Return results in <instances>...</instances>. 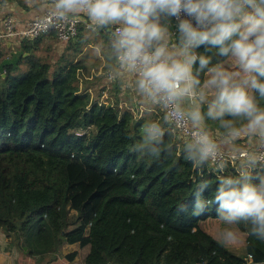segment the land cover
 <instances>
[{"label": "trees", "instance_id": "obj_1", "mask_svg": "<svg viewBox=\"0 0 264 264\" xmlns=\"http://www.w3.org/2000/svg\"><path fill=\"white\" fill-rule=\"evenodd\" d=\"M83 30L67 42L74 53ZM92 33L108 39L107 31ZM41 39L21 41L8 57L0 52V230L13 237L16 264L49 255L44 264H67L76 253L55 256L62 241L88 246L84 264H264V241L245 225L237 254L203 226L215 219L211 203L193 213L200 181L211 201L214 168L193 167L179 148L138 155L144 121L81 89L87 67L80 59L62 56L55 67L41 61L32 53ZM69 210L78 223L70 230Z\"/></svg>", "mask_w": 264, "mask_h": 264}, {"label": "clouds", "instance_id": "obj_2", "mask_svg": "<svg viewBox=\"0 0 264 264\" xmlns=\"http://www.w3.org/2000/svg\"><path fill=\"white\" fill-rule=\"evenodd\" d=\"M52 9L57 20L83 13L92 32L106 30L95 51L111 78L142 111L159 113L141 124L135 152L179 148L197 169L212 163L211 201L200 181L193 213L214 206L224 246L240 242L242 224L264 241V0H54Z\"/></svg>", "mask_w": 264, "mask_h": 264}, {"label": "rangeland", "instance_id": "obj_3", "mask_svg": "<svg viewBox=\"0 0 264 264\" xmlns=\"http://www.w3.org/2000/svg\"><path fill=\"white\" fill-rule=\"evenodd\" d=\"M2 1V0H0ZM84 39L81 41L79 50L74 53L72 47L68 48V43L58 42L53 36L42 37L40 43L33 47L32 53L36 55L41 61L48 62L51 67L59 64L60 57L69 59H80L86 65V71L79 77V87L88 91L93 99L104 104H117L121 111H129L135 119H142L143 121L149 118H155L159 115L158 112L145 113L137 106L134 93L127 86L122 85L118 80L111 78L109 67L106 65V57L103 54H98L95 51V46L102 43V38L97 37V33L85 32ZM77 40H79L77 38ZM74 41V40H73ZM76 41V39H75ZM86 41V42H85ZM31 44L32 42L29 41ZM0 45H3L1 43ZM2 49V51H1ZM0 51L3 56L8 57L20 50V46L15 45L10 49L1 47ZM27 66L23 63L20 65V71L26 72ZM119 93H124L122 97L117 98ZM232 165V164H231ZM233 166V165H232ZM236 168V165L234 166ZM68 222L70 223L69 230L77 226L76 213L72 210L68 211ZM210 233L219 238V231L225 227L222 222L213 219L209 223L203 225ZM234 229L235 227L232 226ZM240 234V242L235 245H230V249L234 253H244V236ZM220 239V238H219ZM75 252L74 259L67 264H84L85 256L88 252V246L80 247L78 243L68 244L64 241L58 246L54 254L58 258H63L65 255ZM53 256V255H52ZM19 252L13 242V237H7L3 230H0V264H16ZM51 258V255L44 258L37 259L38 264H44Z\"/></svg>", "mask_w": 264, "mask_h": 264}, {"label": "built area", "instance_id": "obj_4", "mask_svg": "<svg viewBox=\"0 0 264 264\" xmlns=\"http://www.w3.org/2000/svg\"><path fill=\"white\" fill-rule=\"evenodd\" d=\"M52 12V8H46L24 22L21 27H17L18 23L13 15H4L0 22V44L5 43L6 41L12 43L13 41V43L18 45L21 41H33L39 37L47 35H52L58 42L67 43L77 37L79 29L81 28L92 32L87 18L73 14L70 15L67 20L61 21L57 20L52 15ZM181 136L184 140H187L186 132L181 133L178 138L180 139ZM208 164L213 167L212 163ZM236 164V159L232 158L229 167L235 169L234 166Z\"/></svg>", "mask_w": 264, "mask_h": 264}, {"label": "crops", "instance_id": "obj_5", "mask_svg": "<svg viewBox=\"0 0 264 264\" xmlns=\"http://www.w3.org/2000/svg\"><path fill=\"white\" fill-rule=\"evenodd\" d=\"M53 3H54V0H2L0 1V22H1V19L4 17V15L11 14L13 15V17L18 23L17 27H21V25L24 24V22H26L28 19H30L34 15L42 12L46 8H52ZM76 14L81 15L84 18H87L86 15L83 13H76ZM103 31H106V30H103ZM85 32H90V31H87L84 29L82 34ZM97 37L101 38V35L97 34ZM77 38L79 39V36L75 38L76 41H77ZM75 39L73 40L75 41ZM12 43L10 41H6L5 43H3V45H0V49L1 47H3V48H6V50H8L11 47L16 45V43H13V44ZM123 94L124 93H119L117 98L122 97ZM240 143L245 144L247 142L244 140H241Z\"/></svg>", "mask_w": 264, "mask_h": 264}, {"label": "water", "instance_id": "obj_6", "mask_svg": "<svg viewBox=\"0 0 264 264\" xmlns=\"http://www.w3.org/2000/svg\"><path fill=\"white\" fill-rule=\"evenodd\" d=\"M116 109H118V107H116Z\"/></svg>", "mask_w": 264, "mask_h": 264}]
</instances>
